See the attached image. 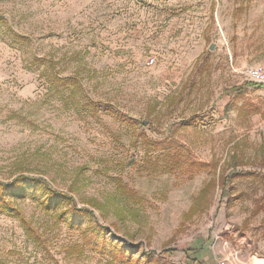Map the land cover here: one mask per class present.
<instances>
[{
	"label": "rangeland",
	"instance_id": "1",
	"mask_svg": "<svg viewBox=\"0 0 264 264\" xmlns=\"http://www.w3.org/2000/svg\"><path fill=\"white\" fill-rule=\"evenodd\" d=\"M0 19V182L26 178L8 200L29 227L0 212V264H264V86L243 74L264 0H0ZM35 59L82 92L54 96Z\"/></svg>",
	"mask_w": 264,
	"mask_h": 264
},
{
	"label": "trees",
	"instance_id": "2",
	"mask_svg": "<svg viewBox=\"0 0 264 264\" xmlns=\"http://www.w3.org/2000/svg\"><path fill=\"white\" fill-rule=\"evenodd\" d=\"M3 23V20L0 19V25ZM15 35V34H14ZM15 39L20 40L23 39L21 36H14ZM19 38V39H18ZM35 63H40L43 65V70L41 71V76L45 78L46 83L49 87V92L52 93L54 96L62 98L66 95V93L70 92L72 94H79L82 92L81 81L77 76L74 77H62L56 70L55 64L52 61H48L47 63L43 59H35ZM240 91V90H238ZM118 118V117H117ZM122 120V119H121ZM125 122H130L129 120H122ZM147 149L150 151H161L166 152L168 151L171 146L168 143L157 142L154 140H146ZM26 181L25 177H18L16 180L10 183H1L0 182V212L8 215H12L21 219L23 226L29 231V227L26 221L20 214V211L15 208L11 202L8 200L10 197H14L15 195L22 192V185ZM35 181V180H32ZM54 196L57 201L61 203H73L75 211L79 214L94 217V213L86 210V209H78L75 205L74 198L70 197L65 194L53 192ZM52 195V194H51ZM193 213L196 211L195 208L191 210ZM107 232V229L97 224L95 227V232L91 238L85 237V244L94 251H107L106 245L100 248L99 242L97 239H103L104 236H101L100 233ZM104 242V241H103ZM131 248L121 247L118 250V255L120 256L119 259H123L127 256V252H131ZM199 261V260H197Z\"/></svg>",
	"mask_w": 264,
	"mask_h": 264
},
{
	"label": "built area",
	"instance_id": "3",
	"mask_svg": "<svg viewBox=\"0 0 264 264\" xmlns=\"http://www.w3.org/2000/svg\"><path fill=\"white\" fill-rule=\"evenodd\" d=\"M244 76L248 82L264 86V67L252 66L244 70ZM216 264H229L227 260L218 259Z\"/></svg>",
	"mask_w": 264,
	"mask_h": 264
},
{
	"label": "water",
	"instance_id": "4",
	"mask_svg": "<svg viewBox=\"0 0 264 264\" xmlns=\"http://www.w3.org/2000/svg\"><path fill=\"white\" fill-rule=\"evenodd\" d=\"M215 47H216L215 45H211V46H210V50H214Z\"/></svg>",
	"mask_w": 264,
	"mask_h": 264
}]
</instances>
